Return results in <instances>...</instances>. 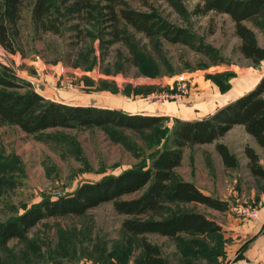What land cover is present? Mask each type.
Returning a JSON list of instances; mask_svg holds the SVG:
<instances>
[{
	"label": "rangeland",
	"instance_id": "rangeland-1",
	"mask_svg": "<svg viewBox=\"0 0 264 264\" xmlns=\"http://www.w3.org/2000/svg\"><path fill=\"white\" fill-rule=\"evenodd\" d=\"M34 1L24 0L15 51L0 44L1 70L49 100L165 119L153 129H119L123 138L117 139L99 127L28 134L15 125L0 126L3 220L45 199L72 193L83 183L148 166L178 119L209 117L264 77V60L254 63L240 52L230 14L205 10L203 0H126L133 8L156 12L183 28L184 41L178 42L162 35L147 37L124 24L129 40L121 33L123 37L112 41L104 26L77 15H66L61 32H44L33 21ZM245 22L264 48L263 17ZM218 141L236 157V167L225 165L214 142L188 145L175 177L226 200L227 208L165 201L160 212L199 211L222 229L207 236L181 232L177 239L147 234L162 246L170 264H264V177L250 171L245 147H254L263 165L264 150L242 124ZM241 205L258 208L259 217H243ZM124 217L112 201L82 215L46 217L25 240L0 245V264H143L139 238L122 231ZM116 244L131 250L126 262L119 261L125 254Z\"/></svg>",
	"mask_w": 264,
	"mask_h": 264
},
{
	"label": "trees",
	"instance_id": "trees-1",
	"mask_svg": "<svg viewBox=\"0 0 264 264\" xmlns=\"http://www.w3.org/2000/svg\"><path fill=\"white\" fill-rule=\"evenodd\" d=\"M203 1L205 10L230 14L234 21V33L240 38L238 48L246 58L254 63L264 60V48L258 43L253 28L245 22L260 16L264 20V0ZM23 3L24 0L0 1V44L11 51L16 49L14 38L19 34L18 21L22 16ZM66 15L97 21L112 36V41L123 37L121 33H126V39L129 38L124 25L147 37L162 35L172 42L184 41L183 28L169 24L156 12L133 8L126 0L34 1L32 17L37 30L61 32ZM163 119L165 117L160 115L122 113L108 107L49 100L0 69V126L15 125L28 134L59 127H99L117 139L123 138L119 129H153ZM235 124H242L264 150V77L252 90L209 117L178 119L166 145L154 154L148 166L129 168L83 183L72 193L45 199L37 207L11 219H0V245H6L15 238L25 240L30 229L46 217L82 215L102 202L112 201L114 210L125 215L121 223L122 231L132 233L141 242L142 263L170 264L162 246L152 242L147 234L177 239L181 232L207 236L222 228L216 220L199 211L161 214L165 201L199 202L220 210L227 208L226 200L204 191L193 181L175 177L176 168L182 165L184 150L188 145L214 142L225 165L236 167V157L225 143L218 141ZM245 153L250 171L264 177V165L257 150L247 145ZM134 193L138 194L125 198ZM115 247L122 248L125 258H119V261L126 262L131 250L125 249L124 244H116Z\"/></svg>",
	"mask_w": 264,
	"mask_h": 264
},
{
	"label": "built area",
	"instance_id": "built-area-1",
	"mask_svg": "<svg viewBox=\"0 0 264 264\" xmlns=\"http://www.w3.org/2000/svg\"><path fill=\"white\" fill-rule=\"evenodd\" d=\"M157 96L158 95H155L153 97H156L157 98ZM171 97H180V96L173 95ZM239 212H240V214L243 217H245V218H251V219L258 218L259 215H260V211H259L258 208L254 207V206H248V205H241V206H239Z\"/></svg>",
	"mask_w": 264,
	"mask_h": 264
},
{
	"label": "crops",
	"instance_id": "crops-1",
	"mask_svg": "<svg viewBox=\"0 0 264 264\" xmlns=\"http://www.w3.org/2000/svg\"><path fill=\"white\" fill-rule=\"evenodd\" d=\"M228 97H225V99H227ZM228 101V100H227ZM227 101L224 103V104H226L227 103ZM195 105H193V107H194ZM194 117V116H193ZM191 115H189V119L190 118H193ZM199 118V117H198Z\"/></svg>",
	"mask_w": 264,
	"mask_h": 264
}]
</instances>
